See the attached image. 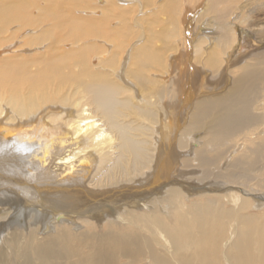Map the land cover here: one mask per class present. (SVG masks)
<instances>
[{
	"label": "bare ground",
	"instance_id": "1",
	"mask_svg": "<svg viewBox=\"0 0 264 264\" xmlns=\"http://www.w3.org/2000/svg\"><path fill=\"white\" fill-rule=\"evenodd\" d=\"M222 3L0 0V264H264V52Z\"/></svg>",
	"mask_w": 264,
	"mask_h": 264
},
{
	"label": "rangeland",
	"instance_id": "2",
	"mask_svg": "<svg viewBox=\"0 0 264 264\" xmlns=\"http://www.w3.org/2000/svg\"><path fill=\"white\" fill-rule=\"evenodd\" d=\"M40 3L45 4V2H42V1L38 2V4H40ZM221 6H220L221 9L219 7L217 9H212V11H210V13L203 19V23H204L203 29L205 28L204 32H207L205 34H207V36L211 39L220 38L219 36L222 34V28H221L222 24H224L225 26L228 25L229 27H231L230 26L231 21H233V22L235 21L236 23L240 22V24L241 23L243 24V22H244V24H243L244 26L241 24L240 27L244 28V30L246 28V31H249L248 33L250 34V36L252 35L251 36L252 38L250 37L245 41L247 44L246 45V49H247L246 52L248 53L249 56H251L252 54H256L257 52H264V0H250V1L249 0H242V2L237 1V0H233V1L223 0V3ZM47 7H48V4L42 5L43 9L47 8ZM140 12H142V10H140ZM140 12H138L137 14L140 15L141 14ZM40 15H41V13H40ZM35 16H38V13H36ZM147 31H149L148 28H147L146 32ZM156 31H161V30L158 29ZM25 33H28V32H25ZM25 33H22V34L24 35ZM252 40H254V43L256 44L255 46H257V47H255L253 45ZM19 46H21V45H19ZM27 49L28 48H24V52L22 53V55H30V56L33 55V53H30V51H28ZM250 60H251V58L249 59V61H247V63L250 62ZM198 68L204 73V75H208L210 81H215L220 76L221 72L223 71V68H220V65L217 67L214 66V68H215L214 69V68H209V67L204 68L202 64H199ZM27 71L32 73L33 67H29ZM236 73H237V71H235L233 74H236ZM235 78H236V75H232L231 79L234 80ZM260 131L264 133L263 127L261 128ZM198 134H199V132H198ZM224 160L222 163H225L227 158H225ZM253 164L254 163H252V165ZM242 169L243 170L241 172L245 173V178H244V181L242 184L245 187L249 188L251 191L258 190V192H259L261 189L263 190V188H264V170L262 171V169H261L257 172V171H255V168H251V166H249V165H245V167H243ZM246 172H249V174L246 175ZM261 194L262 193H260V194L254 193L253 195H255V196H258V195L263 196L264 195V194H262V195ZM43 196H45V195H43ZM4 199L7 202H10V201H13L15 199V197L7 196ZM190 199L186 198L185 202L189 203ZM18 203H16V205ZM3 208H5V210L9 209V211H13L14 217H16L17 214H19L16 211L17 210L16 206L7 207V206L0 205V209H3ZM22 223H24V220L22 221ZM3 238H5V233L0 232V243H1V240ZM6 248H5V250H6Z\"/></svg>",
	"mask_w": 264,
	"mask_h": 264
}]
</instances>
